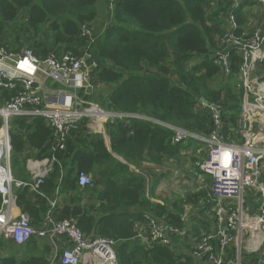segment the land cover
I'll return each instance as SVG.
<instances>
[{
  "label": "trees",
  "instance_id": "trees-1",
  "mask_svg": "<svg viewBox=\"0 0 264 264\" xmlns=\"http://www.w3.org/2000/svg\"><path fill=\"white\" fill-rule=\"evenodd\" d=\"M99 3L108 9V24L95 27ZM249 4L250 0L237 5L233 0H0V40L10 51L30 48L40 58L54 52L61 59L89 50L99 66L86 99L106 110L141 115L106 123L108 142L104 134L91 132L84 119L70 131L63 148L45 118L13 117L9 126L14 177L32 182L28 160L54 158L41 193L14 187L16 205L30 216L31 225L42 224L51 208L49 200L58 196L55 216L74 220L88 235L115 240L119 264H203L181 250L179 235L173 236L170 246L136 237L147 216L183 229L184 204L195 200L187 193V200L155 202L147 193L148 177L139 170L146 163L178 166L186 150L197 152L204 146L193 137L174 142L175 131L168 127L210 135L216 126L202 97L220 106L224 140L235 137L242 102L234 81L239 82L238 56L231 49L235 64L230 76L212 56L228 27L226 18L247 26ZM195 58L200 61L191 63ZM95 84L107 91L96 94ZM14 95L0 85V106ZM81 172L93 177V186L79 185ZM170 172L147 168L152 196ZM192 226V235L198 236L199 226ZM234 255L231 247L227 261ZM259 260L257 255H243L244 263ZM0 264L62 263L52 260L48 239L32 238L26 244L0 239Z\"/></svg>",
  "mask_w": 264,
  "mask_h": 264
},
{
  "label": "built area",
  "instance_id": "built-area-1",
  "mask_svg": "<svg viewBox=\"0 0 264 264\" xmlns=\"http://www.w3.org/2000/svg\"><path fill=\"white\" fill-rule=\"evenodd\" d=\"M260 7L261 21L240 27L232 18H226L228 27L218 38V48L213 52V62L222 72L233 73L236 49L238 79L243 90L241 114L237 127L241 141H226L220 133V106H209L215 130L208 136L168 125L175 131L174 142L193 137L204 143L198 153L205 151L198 162L200 172L210 177V199L214 204V225L199 235L190 228H176L164 220L147 216L148 222L139 230L137 238L144 243L173 245V236H186L191 241L190 254L203 264H253L244 263L243 255L260 258L264 264V0H255ZM237 5L241 0H233ZM84 28V34L90 31ZM240 30L239 32H236ZM89 50L73 56L57 58L54 52L40 58L30 48L10 51L0 40V85L15 91V95L0 106V239L26 244L32 238L48 239L52 246V260L62 264H119L116 241L88 235L72 219L60 220L54 209L58 196L49 200L50 210L38 227L31 225L28 214L15 212L14 187L27 186L40 192V185L48 175L53 159L29 160L32 182L17 180L11 164V139L9 121L13 117H43L51 126L60 148L64 147L70 131L87 120L88 129L106 136L109 121L140 117L106 110L97 102L86 99L94 87V72L98 62L91 59ZM51 82V86L48 84ZM73 88L74 91H69ZM107 137V136H106ZM91 177L81 172L79 185L92 186ZM252 199L255 211L248 213L246 198ZM184 214L183 219L186 220ZM186 225V221H185ZM234 247L235 255L228 260V250Z\"/></svg>",
  "mask_w": 264,
  "mask_h": 264
},
{
  "label": "rangeland",
  "instance_id": "rangeland-1",
  "mask_svg": "<svg viewBox=\"0 0 264 264\" xmlns=\"http://www.w3.org/2000/svg\"><path fill=\"white\" fill-rule=\"evenodd\" d=\"M100 5L98 6V16L96 19V22L93 23L95 27L100 23L101 25H107V20H106V15L108 13V9L103 3H99ZM255 10V7L252 8ZM247 11V10H246ZM246 15L251 17V25H254L255 23H258L261 21L259 17V12H256V15H252L250 11H247ZM251 25H248V28H251ZM199 58H195L191 63H197L199 62ZM236 82V88L238 91H241L240 99L243 95V90L240 86V81L238 82L237 80H234ZM51 85V82L48 83ZM94 86V84H93ZM95 93L100 94L103 93V91H107V88L105 87H100L99 85L95 84ZM69 91H74L73 88H69ZM241 114V113H240ZM235 131V137L232 138V140L235 141H241V134L242 131L236 128ZM107 142L108 138L106 137ZM193 149L186 150V154L182 155L180 161L177 163L178 166H172V163L166 162L162 166H153L152 164H145L144 168L142 170H139V172H144L146 177H148V196L151 199L162 201L164 199H170L172 201L175 200H187L184 199L185 195L187 193L192 194L194 196L193 202H186L185 205V213L187 214L188 218V223L190 224H195L197 219L199 221L205 220L207 225L205 227H200L201 232L205 231L208 228H212L214 225V204L209 201L210 199V180L201 174L200 171H198V162H201L204 159V150L202 152L198 153L193 152ZM185 153V152H184ZM148 167H152L157 169L158 171L161 172H168L171 171L168 175V180L166 178L160 180L158 184L155 187L154 194L151 195L150 193V186H151V179L152 177L146 173V170ZM91 179L92 183L93 177L88 174ZM170 179V180H169ZM93 186V185H92ZM201 191H205L206 193L203 192V196H201ZM181 203V202H180ZM193 216V217H192ZM204 217V218H201ZM186 222L185 229L188 228V224ZM198 226H201V222H198ZM194 229V226L190 227V232L192 234ZM194 233V232H193ZM183 237V238H182ZM181 242L180 245L182 246V251L185 253H190V247H188V244L190 241L186 238V236H180ZM187 244V245H186ZM185 245V246H184ZM187 246V247H186ZM186 247V248H185Z\"/></svg>",
  "mask_w": 264,
  "mask_h": 264
},
{
  "label": "crops",
  "instance_id": "crops-1",
  "mask_svg": "<svg viewBox=\"0 0 264 264\" xmlns=\"http://www.w3.org/2000/svg\"><path fill=\"white\" fill-rule=\"evenodd\" d=\"M251 1V4H249L248 6H246V8H245V11L247 10V11H250L251 12V14L252 15H256V12H259V17H260V19L262 18L261 16H260V7H259V5H258V3H256V1L255 0H250ZM253 7H255V10H253L252 8ZM246 11V12H247ZM247 16V19H248V24H247V26L251 23V17L250 16H248V15H246ZM51 86V85H50ZM30 160V159H29ZM29 160H28V164H27V169L30 171V169H29V167H28V165H29ZM153 166H156V165H154V164H152ZM30 173H31V171H30ZM32 175V174H31ZM208 179L210 178L209 176H206ZM168 178H170V177H167L166 178V180H168ZM170 180V179H169ZM210 180V179H209ZM154 200V199H153ZM155 202H158V203H162V201L160 202V201H158V200H154ZM15 212H21V210H20V208L19 207H17V208H15ZM185 215H187L186 213H185ZM187 217V216H186ZM193 217V216H192ZM201 218H204V217H201ZM187 223H188V218H186V220H185ZM198 222H201V226H199V228L200 227H202V223H206L205 222V220H203V221H199V219H197V221H196V223H197V225H198ZM188 225V227L190 228V227H192V224H190V223H188L187 224ZM201 229V228H200ZM209 229V228H208ZM201 233V232H200Z\"/></svg>",
  "mask_w": 264,
  "mask_h": 264
},
{
  "label": "water",
  "instance_id": "water-1",
  "mask_svg": "<svg viewBox=\"0 0 264 264\" xmlns=\"http://www.w3.org/2000/svg\"><path fill=\"white\" fill-rule=\"evenodd\" d=\"M201 101L207 105H210L212 107H215V104H211L208 102L207 99H205L204 97L201 98ZM255 197V194H249L246 198V204H247V207H248V213L249 214H252L254 211H255V205L252 201V199Z\"/></svg>",
  "mask_w": 264,
  "mask_h": 264
}]
</instances>
